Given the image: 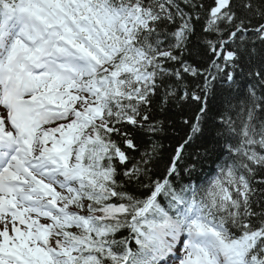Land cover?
Listing matches in <instances>:
<instances>
[{
  "label": "snow or ice",
  "instance_id": "1",
  "mask_svg": "<svg viewBox=\"0 0 264 264\" xmlns=\"http://www.w3.org/2000/svg\"><path fill=\"white\" fill-rule=\"evenodd\" d=\"M0 264H264V0H0Z\"/></svg>",
  "mask_w": 264,
  "mask_h": 264
},
{
  "label": "trees",
  "instance_id": "2",
  "mask_svg": "<svg viewBox=\"0 0 264 264\" xmlns=\"http://www.w3.org/2000/svg\"><path fill=\"white\" fill-rule=\"evenodd\" d=\"M165 143H166V146H167V141Z\"/></svg>",
  "mask_w": 264,
  "mask_h": 264
}]
</instances>
